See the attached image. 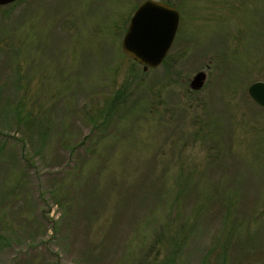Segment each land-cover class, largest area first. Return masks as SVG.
Instances as JSON below:
<instances>
[{"label": "rangeland", "instance_id": "obj_1", "mask_svg": "<svg viewBox=\"0 0 264 264\" xmlns=\"http://www.w3.org/2000/svg\"><path fill=\"white\" fill-rule=\"evenodd\" d=\"M144 1L0 7V264H264V109L247 92L264 0H157L179 23L147 71L120 48ZM171 233L174 262L155 242Z\"/></svg>", "mask_w": 264, "mask_h": 264}, {"label": "water", "instance_id": "obj_2", "mask_svg": "<svg viewBox=\"0 0 264 264\" xmlns=\"http://www.w3.org/2000/svg\"><path fill=\"white\" fill-rule=\"evenodd\" d=\"M16 0H0V6ZM179 22L177 11L165 3L147 0L131 16L121 40V50L126 57L142 67L143 71L159 67L174 40ZM205 74L197 73L190 81V88L198 90ZM248 96L264 109V82H255L248 88Z\"/></svg>", "mask_w": 264, "mask_h": 264}, {"label": "trees", "instance_id": "obj_3", "mask_svg": "<svg viewBox=\"0 0 264 264\" xmlns=\"http://www.w3.org/2000/svg\"><path fill=\"white\" fill-rule=\"evenodd\" d=\"M167 4H169L168 2H166ZM12 5H14V4H12ZM171 5V4H170ZM11 7V6H10ZM115 100H118V96L116 95L115 96V98H114V101ZM109 106H111V103L109 104ZM110 111V110H109ZM105 112H106V110H105ZM19 113V112H18ZM14 120H19V118H20V114H19V116L18 115H14ZM49 124H50V122H49ZM44 125H46V122L44 123ZM35 126L39 129V126L37 125V124H35ZM41 128L43 127L42 125L40 126ZM47 130H49V128H52V125L50 124V126L49 127H47V125H46V127H45ZM43 134V133H42ZM81 146V145H80ZM75 147L73 146V149H74ZM22 161V163H24V158L22 157V158H20L19 159V163ZM29 166H27L26 168H28ZM78 179V178H77ZM81 179V178H80ZM78 182H80V181H78ZM187 191L186 190H179V194H182L183 193V195L186 193ZM175 202H176V200L173 202V204H175ZM177 235L178 234H176V233H171V234H168L165 238V241H163L162 240V238H161V235H157V238L155 239V242L156 243H164V245H167V246H169V248H170V250H171V248H172V251L170 252V255H169V261H171V262H174V261H176V259L178 258V256L180 255V253L182 252H180V250H183V248H184V244H185V242H186V239L185 240H181V239H178L177 238ZM174 248H175V250L176 251H174Z\"/></svg>", "mask_w": 264, "mask_h": 264}]
</instances>
